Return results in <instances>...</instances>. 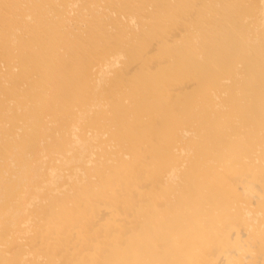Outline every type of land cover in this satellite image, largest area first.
I'll return each mask as SVG.
<instances>
[{"label":"bare ground","instance_id":"obj_1","mask_svg":"<svg viewBox=\"0 0 264 264\" xmlns=\"http://www.w3.org/2000/svg\"><path fill=\"white\" fill-rule=\"evenodd\" d=\"M0 264H264V0H0Z\"/></svg>","mask_w":264,"mask_h":264}]
</instances>
